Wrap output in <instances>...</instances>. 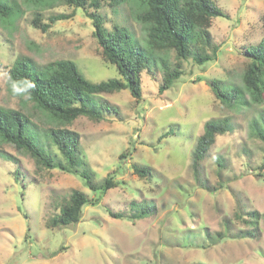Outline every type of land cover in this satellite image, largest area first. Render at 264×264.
Listing matches in <instances>:
<instances>
[{
	"label": "rangeland",
	"instance_id": "1",
	"mask_svg": "<svg viewBox=\"0 0 264 264\" xmlns=\"http://www.w3.org/2000/svg\"><path fill=\"white\" fill-rule=\"evenodd\" d=\"M0 1L15 7L13 19L0 17V107L27 115V135L62 160L49 136L61 125L14 90L9 69L20 58L37 67L72 60L92 83L120 78L118 69L104 60L94 37L93 9L57 0ZM213 1L228 17L212 20V40L220 45L212 62L182 61V76L164 93L165 72L152 65L143 73L142 99L128 89L102 94L96 102L106 100L118 113L103 112L100 123L79 117L66 126L81 136L78 150L92 181L117 183L104 196L79 174L39 167L0 141V264H264V142L256 134L264 130V102L255 103L243 86L245 52L264 38V0ZM145 10L138 0H125L103 5L100 14L107 29L126 28L148 48L147 25L137 19ZM62 14L71 17L47 32L32 25L37 15L51 23ZM159 57L177 63L174 52ZM213 81L244 90V104L221 105ZM211 120L226 121L230 131L217 137L195 178L193 152ZM134 166L152 173L143 178ZM76 190L95 204L84 208L78 224L48 228Z\"/></svg>",
	"mask_w": 264,
	"mask_h": 264
},
{
	"label": "trees",
	"instance_id": "2",
	"mask_svg": "<svg viewBox=\"0 0 264 264\" xmlns=\"http://www.w3.org/2000/svg\"><path fill=\"white\" fill-rule=\"evenodd\" d=\"M42 3L55 0H29ZM78 9L94 12L88 14L92 19L94 37L102 50L106 62L115 65L120 78H113L100 83H92L79 70L72 60H60L37 67L29 58H20L11 66L8 80L15 85L14 90L28 97L35 105L61 126L50 131V138L57 147L62 160H55L45 148H39L27 135L30 119L19 110L0 107V141L13 145L17 150L32 157L39 167L59 169L66 173L79 174L92 191H100L104 196L117 183L107 178L103 184L92 181L90 173L83 169L86 162L80 153L81 136L66 126L77 118L86 117L100 123L105 117L103 112L118 113V108L106 100L96 102L102 94H113L128 89L137 100L142 99L143 73L151 71L152 65H159L165 72L159 91L164 93L171 89L183 72L182 61L192 59L198 66L212 62L220 45L213 43L211 24L213 18L228 17L213 0H138L146 10L137 16L138 21L147 25L148 48L136 41L126 28L114 25V30L105 27L100 14L103 5L118 7L125 0H57ZM14 6L0 1V17L13 19ZM70 15H57L50 18L51 23H42L37 15L32 25L47 32L51 24L69 19ZM11 21V20H10ZM174 52L177 63L172 65L169 59L159 57L160 53ZM249 63L243 74V86L255 103L264 102V38L245 52ZM221 81H213L211 89L215 98L227 109H236L244 104V90L222 86ZM264 119V115H262ZM259 122V121H258ZM257 125V122L253 123ZM31 131V130H30ZM226 121L211 120L206 122L204 133L200 136L192 157V170L195 178L200 174L201 162L204 160L218 136L229 132ZM257 136L264 142V130L256 129ZM168 133L165 135V137ZM123 153L121 158H125ZM82 169V170H80ZM141 177L151 175V169L133 167ZM98 198L96 203L100 202ZM92 204L85 193L73 191L69 200L61 208L60 215L51 219L48 228L66 227L78 224L84 208ZM113 218H122L121 214L110 212ZM144 216V214L142 215Z\"/></svg>",
	"mask_w": 264,
	"mask_h": 264
}]
</instances>
